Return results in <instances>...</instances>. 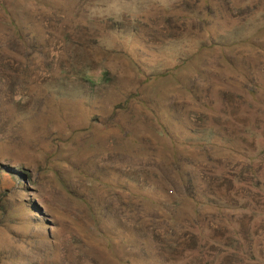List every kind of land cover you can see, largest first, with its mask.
I'll list each match as a JSON object with an SVG mask.
<instances>
[{"label": "rangeland", "instance_id": "obj_1", "mask_svg": "<svg viewBox=\"0 0 264 264\" xmlns=\"http://www.w3.org/2000/svg\"><path fill=\"white\" fill-rule=\"evenodd\" d=\"M262 14L264 0H0V264H264L262 201L212 161L248 162L174 157L144 106L181 139L258 126L241 71L264 77ZM183 174L229 209L197 213ZM137 182L175 202L121 187Z\"/></svg>", "mask_w": 264, "mask_h": 264}, {"label": "trees", "instance_id": "obj_2", "mask_svg": "<svg viewBox=\"0 0 264 264\" xmlns=\"http://www.w3.org/2000/svg\"><path fill=\"white\" fill-rule=\"evenodd\" d=\"M261 17H264V14ZM260 28L264 30V24ZM250 39L251 37L248 38V40ZM242 72L247 79L245 88L250 107L258 112L254 120L258 122V126H242L240 130L236 131L235 136L219 130V128L207 126L202 130L189 127V136L184 139L177 138L166 129L156 110L147 101H144V106L157 122L159 130L156 131V134L165 142L168 141L169 147H172L174 150V157L178 156V148L180 146L189 145L193 148L202 149L205 152H207L206 148L208 147L213 150H228L246 160L248 162L247 166L243 167L241 171H235V175H233L234 171L231 170L227 171V174L221 167V163L215 160L212 162L213 165L221 168L220 175L223 178L229 179L231 183L235 181L236 185L245 188L246 191L259 198L264 205V127L261 126L264 123V77L262 75L258 76V74H252V77H249V74L245 73L244 70ZM174 74V69L170 68L165 72L147 76L146 81L174 76ZM179 81L176 80V82ZM181 179L183 186L189 191L188 200L191 201L197 213H199L200 209L207 207H213L218 210L229 209L228 202L223 201L216 194L201 193L196 186L190 184L192 182L184 174ZM121 187L140 198L143 202L150 203L160 209L166 208L167 204L171 203V201L175 202L173 200L175 198L172 195L173 190L169 191L167 187L164 188L157 184L152 185L154 188L139 182L135 186L122 184ZM167 215L171 220H174V216L171 213H167ZM125 264L133 263L128 260Z\"/></svg>", "mask_w": 264, "mask_h": 264}]
</instances>
